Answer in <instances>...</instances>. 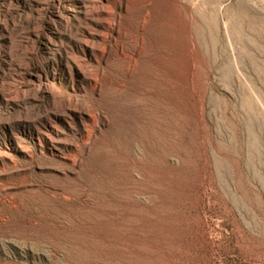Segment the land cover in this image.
Here are the masks:
<instances>
[{"label": "rangeland", "instance_id": "obj_1", "mask_svg": "<svg viewBox=\"0 0 264 264\" xmlns=\"http://www.w3.org/2000/svg\"><path fill=\"white\" fill-rule=\"evenodd\" d=\"M0 264H264V0H0Z\"/></svg>", "mask_w": 264, "mask_h": 264}, {"label": "bare ground", "instance_id": "obj_2", "mask_svg": "<svg viewBox=\"0 0 264 264\" xmlns=\"http://www.w3.org/2000/svg\"><path fill=\"white\" fill-rule=\"evenodd\" d=\"M119 7H121V6L119 5ZM123 7H124V6H123ZM123 7H121V8H123ZM104 13H106V12L104 11ZM107 13H108V12H107ZM101 14H102V13H101ZM109 14H110V13H109ZM105 21H106V20H105ZM105 21H104V22H105ZM100 23H101V22H100ZM107 23H108V22H107ZM105 24H106V23H105Z\"/></svg>", "mask_w": 264, "mask_h": 264}]
</instances>
